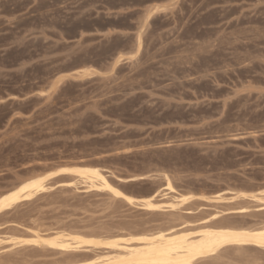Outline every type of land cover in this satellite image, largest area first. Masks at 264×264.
I'll return each instance as SVG.
<instances>
[{"label": "rangeland", "instance_id": "1", "mask_svg": "<svg viewBox=\"0 0 264 264\" xmlns=\"http://www.w3.org/2000/svg\"><path fill=\"white\" fill-rule=\"evenodd\" d=\"M34 175L47 191L1 213V236L264 223V0H0V198ZM161 193L190 199L140 204ZM18 246L0 252H101ZM227 247L196 264H264Z\"/></svg>", "mask_w": 264, "mask_h": 264}, {"label": "bare ground", "instance_id": "2", "mask_svg": "<svg viewBox=\"0 0 264 264\" xmlns=\"http://www.w3.org/2000/svg\"><path fill=\"white\" fill-rule=\"evenodd\" d=\"M72 171L76 173L78 177L83 179L85 183H88L92 187H105L110 189L115 194H120L121 192L116 190L115 188L117 187L114 188L99 170L85 168ZM76 174L74 175L76 176ZM48 180L49 179L47 176L34 175V177L21 181L16 189L10 190L7 193L5 192L6 194L3 192L4 195H2L0 198V214L9 212L8 210L16 208L25 200H31L41 191H47ZM166 183L168 185L169 191H175L176 193V190L174 189L175 187L172 186L171 182L167 181ZM166 194L161 195L164 198H167L165 201L158 200L157 196L150 194V196L145 198L144 201H140V204L148 208L155 209L162 208L164 204H169V201L173 199L174 201H171L170 203L172 205L173 202L175 203V200L185 202L190 199L186 198L182 194L178 195V193V196L172 195V199L170 200L168 197H165L167 196ZM126 197L131 203H137L135 201L136 198L133 196L126 195ZM228 221L226 220V222ZM214 222L213 224H201L203 226L200 225V227L197 225L196 227L199 228L194 226L196 229L190 227L193 230L186 228L174 229V227H172V229L164 230H153L151 228L152 230H139V232H137L138 230L133 232L134 230L132 229L133 231L127 230L126 233L118 230L116 232L97 233L95 231H78L76 228L75 229L77 231L74 228L73 230L69 228H59L57 230L53 229L54 231L52 232L45 233L42 232L43 230L39 231L34 228H27V230L22 228V232L29 234L28 237H25L21 234H15L18 231L17 229L15 230V233L11 232L14 234L4 233L6 234L5 236H1L0 234V251L5 249H8L9 251V248H11L10 251L13 252L18 245L21 246L24 244H32L33 247L34 245L40 247L50 246L51 248L53 247V249L56 248L58 250L60 249L59 251L62 250L61 252L63 253H69L70 251H80L82 249H87L89 246H91L92 248H97V250L98 248H101V252H94V255H89L86 253L85 255L71 254L63 261L56 262V264H196L199 259H205L206 257L216 254L219 255L223 248H230L227 247L229 245H235L238 248H244L246 245L248 246L251 244V246L254 245L264 248L263 222H261L260 225L255 226H253V224L249 226V223L237 225L235 222L232 224L231 221L228 223H221V221L217 223V221L216 224ZM247 246L245 248H248ZM92 248L91 250L95 251V249ZM6 250L4 252H7ZM2 254L3 252H0V264H27L20 259H14L8 255V257H6V255L3 256ZM219 259L220 258H218V260Z\"/></svg>", "mask_w": 264, "mask_h": 264}]
</instances>
